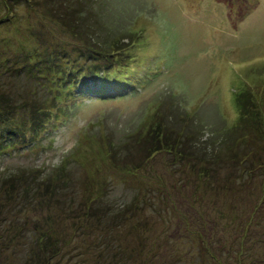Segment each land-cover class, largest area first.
<instances>
[{"label":"rangeland","instance_id":"obj_1","mask_svg":"<svg viewBox=\"0 0 264 264\" xmlns=\"http://www.w3.org/2000/svg\"><path fill=\"white\" fill-rule=\"evenodd\" d=\"M68 1L77 4V0H56L48 5L62 8ZM92 2L120 31L137 33L132 49L135 60L126 62L139 74L141 87L132 93L128 86L123 91L118 83L98 82L91 85L94 88L88 97L80 89L73 111L66 116L75 103L69 101L62 111L64 117L46 134L17 144L0 141V177L19 170L50 175L69 157L72 164L66 175L78 183L73 182L75 200L66 211L72 214L74 209L83 215L79 204H89L103 191L104 198L96 202L122 209L139 194L145 212L137 213L136 206L121 217H110L111 228L105 232L96 221H78V213L68 218L60 208L30 207L32 197L18 191L17 198L12 186L4 185L7 176L0 178V264H26L38 250L39 237L50 227L57 236L58 251L50 253L53 258L42 256L30 264H240L235 254L239 244L247 249L245 263L264 264L252 262L250 256L253 247L254 255L264 252L254 245L258 235L264 234V203L258 207L264 202V170L245 174L246 180L249 175L254 178L242 182L240 171L228 157L233 155L236 162L250 168L263 163L264 130L238 129V135L229 131L228 137H223L226 145L220 148L223 155L215 162L220 166L218 178L202 183L194 180L195 174L174 173L171 154L152 157L145 148H135L121 153L114 165L107 159L105 147L107 136L124 137L153 120L156 113L162 117L155 122L160 121L172 135L195 119L200 134L190 140L199 145L197 151L208 149L215 159L218 153L209 143L214 133L230 129L238 121V96L247 93L252 101L264 98V0ZM15 6L11 20H0V73L5 74L1 79L11 93L16 86H25L43 95L42 88L36 89V84L43 83L41 75L48 65L56 75L74 61L75 40L42 0H25ZM6 15L0 4V19ZM96 17L93 14L92 18ZM125 24L132 29L126 31ZM66 51L72 58L66 59ZM32 65V71L25 72ZM127 71L126 78L132 79L133 71ZM34 96L33 92L31 98ZM0 120L15 123L2 114ZM242 132L249 138L236 140ZM183 145L190 147L188 142ZM179 180L189 182L182 191L176 187ZM197 188L199 199H188L196 195ZM69 195L68 191L67 199ZM212 234L213 242L209 240ZM95 236L98 240L91 239ZM207 246H215L217 260L208 254ZM40 251L43 254V249Z\"/></svg>","mask_w":264,"mask_h":264},{"label":"trees","instance_id":"obj_2","mask_svg":"<svg viewBox=\"0 0 264 264\" xmlns=\"http://www.w3.org/2000/svg\"><path fill=\"white\" fill-rule=\"evenodd\" d=\"M21 1L25 0H0V4L7 10V15L1 17L0 20L2 22L11 20L15 15V5ZM28 1L31 3V0ZM49 1L53 2L56 0H42V3H44L46 7L48 6L47 9L52 14L53 18L73 36L75 40L73 52L76 58L72 63H69V65L57 70L56 75L53 73V66H47L45 73L40 77L43 83L36 84V89L42 88L44 90L43 95L37 94L35 90H26L27 88L25 86H16V89L11 93L7 90V85L4 80L1 79L5 76L4 72L0 73V114L9 120H15V123L12 122L9 124H4V122L0 120V141L9 140L12 144H17L21 140L24 141L29 138L34 140L40 134H46L50 127H55L57 121L64 117L62 114V111L65 110L64 105L74 101L73 107L69 109L66 116L73 111L74 107L77 105L76 99H79L81 96L80 94H82L79 92L80 89L83 94L88 97L90 92H92V88H94L91 85H95L98 82L101 84L102 82L108 81L118 83V86L123 88V91L127 90L125 86H128V89L132 90V93H137L139 90L138 88L142 85L139 74H136L135 69H131L126 62L127 60H135V56H132L134 55L132 49L136 46L138 41L137 33L134 31H127V28L131 30L132 27L125 24V29L128 33L120 31L114 22H112L113 20L102 15L100 9L96 7L97 4L92 2V0H77L76 5L68 1L62 8L59 6L56 7V5L49 6ZM93 14H96V19L92 18ZM127 39L128 41L126 42L125 40ZM68 58H72V55L67 53L66 59ZM34 66L35 65L26 67L25 72L30 73ZM127 70L133 71L134 77L132 79L126 78L128 75ZM54 77H56V79H54ZM18 80L20 81V79ZM135 84L138 86H135ZM33 92L35 96L31 98ZM246 95L248 96L247 93L238 96L237 103L240 117L234 127L219 130L213 134L214 137L209 144L215 147L216 151L214 152L218 153L215 159H212L214 155L212 152L208 154V149L197 151L199 150V145L191 142L193 140H190L191 136L194 137L196 135L194 137V139H196L201 129V127L196 124L195 119L190 122V125L189 123L187 126L182 125L179 130L177 129L175 134L172 135L171 132L163 127L160 121L155 122L156 118L161 116L156 113L153 114V120L143 122L139 127L130 130L124 137L121 136L119 139H116L107 136V142L105 143L106 149L109 150L107 159L112 164L117 165L121 153L135 148H145L147 154L152 157L158 153L173 155L171 170L178 175L182 174L184 176L193 177L195 174L194 180L201 181V183L211 181L213 178L217 179L220 166H217L218 164L215 162L217 160L219 161V155H223L220 149L226 145L223 137L227 138L228 132L231 130L237 135L238 129H252V127H256L259 128L261 132L264 130V98H260L258 101H252V96L250 99H247ZM120 96L125 95L123 94ZM13 98L20 102V107H17V101ZM50 100L52 102L51 105L49 104ZM252 131L255 132V128ZM240 138L245 140L248 139L249 136L242 132L241 136H238L236 140ZM184 142H188L190 147H184ZM253 155L255 157V154ZM228 157L234 162V169L240 171L242 182L249 183L254 178L249 175L246 180L243 178L245 174H250L253 170H264L262 169L264 168V162L257 163L253 165L254 168H250L247 166V163L245 165H240L239 162H236L235 156L228 154ZM200 161L201 163H199ZM71 164L72 162H70L68 157L67 160L58 166L50 175L34 170H32L31 173L19 170L16 173L8 172V174H3L5 177L0 178L2 181L7 176L4 185H8L7 188L12 186L15 190L13 195L17 196V198L19 197L18 191H20V193H26L27 197H32L29 204L30 207L44 205L52 207L49 210L60 208L64 210L62 216L67 215L68 218H72L73 215L78 212L72 209L71 214L65 209L67 205H70L75 200L72 186L73 182L78 183L76 178L70 179L66 175ZM232 178L233 177H230L229 181L232 182ZM8 180L13 182L12 185L7 183ZM153 185L157 186L155 182ZM160 185L162 186L165 184L159 183L158 186ZM187 185H189V182L183 183L179 180V184L176 187L179 186V191H182ZM26 186H34V189L30 190L29 187L25 188ZM198 188L196 189V195H190L188 199H199ZM68 191L70 192V200L67 199ZM101 193H98L97 199L102 200L104 198L105 195L103 191ZM61 194L64 195L63 198H56L57 195ZM140 196L136 194V198L132 203L124 205L123 209L107 206V203L96 202L97 199L90 201L89 204L88 202H82L78 206V211L83 212V215L78 213L76 215L77 220L82 223H92L96 221L95 224H98L99 229L102 228L103 231L107 232L111 228L109 223L113 221L110 217H121L136 206L137 213H139V211L141 213L145 212V206L140 208ZM68 200L70 201L69 203ZM148 202L149 206L152 207V203L150 201ZM262 203L264 202L260 201L258 207H260ZM85 226H87V224H85L84 227ZM56 238L57 236L52 230V227L43 231V234H41L37 242L38 250H34L31 253V260L26 261V264L33 263L36 259L42 260V256L53 258L50 253L52 254L53 250L57 249L56 244L58 240ZM91 239L98 240L96 236ZM209 240L212 242L215 241V236L213 234L210 235ZM218 241L219 243L221 242L220 239H218ZM254 245L261 246L264 249V234L262 237L258 235V239L255 241ZM254 248L255 247L250 249L252 262L264 263V252L254 255L251 253ZM42 249L43 254L40 251ZM221 249H224V253L226 252L224 247L220 248V250ZM214 250L215 246H207L208 254L217 260L213 253ZM246 250L247 249L239 244L238 250L235 251L237 257L240 258V264L245 263L243 257ZM245 264L250 263L246 262Z\"/></svg>","mask_w":264,"mask_h":264}]
</instances>
